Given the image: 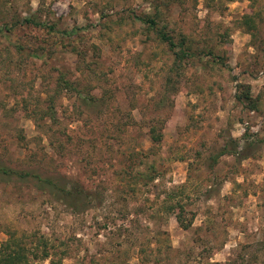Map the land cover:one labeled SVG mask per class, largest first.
Here are the masks:
<instances>
[{"label":"rangeland","instance_id":"374dc122","mask_svg":"<svg viewBox=\"0 0 264 264\" xmlns=\"http://www.w3.org/2000/svg\"><path fill=\"white\" fill-rule=\"evenodd\" d=\"M158 4L198 52L177 69L136 18ZM31 13L83 29L71 42L33 26L0 34V165L97 198L75 214L0 175V248L16 231L30 264H264V0H0V25ZM72 46L84 58L60 51ZM61 69L80 93L57 92ZM245 91L256 106L238 99ZM50 95L55 116L41 117L34 109ZM230 137L244 153L211 167ZM183 184L188 229L160 205ZM43 239L56 254L38 259Z\"/></svg>","mask_w":264,"mask_h":264},{"label":"trees","instance_id":"16d2710c","mask_svg":"<svg viewBox=\"0 0 264 264\" xmlns=\"http://www.w3.org/2000/svg\"><path fill=\"white\" fill-rule=\"evenodd\" d=\"M170 3H165L164 7H169ZM155 11L151 13H143L141 15H136V18L144 23L147 27L145 32L150 36L151 34L155 35V38L159 40L162 44H166L169 50L175 55V65L179 68L184 62V60L192 59L197 56L198 52L194 50L193 46L189 43L186 37L182 36L181 38H176L174 34L169 30L168 23H163L164 12L161 6L155 5ZM107 15L103 13L102 18H106ZM135 16V15H134ZM121 22L126 18L125 16H119ZM248 18V17H247ZM250 19H247V21ZM251 21V20H250ZM35 27L41 31H45L49 37H54L57 35L62 36L63 38L73 39L74 36H78L80 34L81 27H74L72 29H58L56 24H49L36 14L31 13L27 16L17 15L12 17L11 19L5 21L0 25V34L3 33H14L20 30H23L27 27ZM251 26H254L251 24ZM48 38V37H47ZM47 38L45 42L48 41ZM62 38V40H64ZM70 44L62 43L61 48H68ZM46 49L41 46L35 51L45 53L50 52V54H54L58 51L57 48ZM72 49H60V51H71L76 52L81 56V59L84 58V52L78 49L76 46H72ZM208 52L211 56H215L213 49H208ZM216 57V56H215ZM80 59V60H81ZM1 62V61H0ZM2 63V62H1ZM64 90L77 91L80 93V90L77 85L73 81L68 78V72H65L61 69L59 79H58V87L57 92L60 93ZM57 97V95H55ZM238 99L247 100L252 102V98L250 93L247 91L238 95ZM57 100V99H56ZM56 100L55 97L50 95L47 100L44 102V106L46 109L43 110L41 107L35 108V112L39 113L42 116L51 115L54 118L55 108H56ZM40 104V103H39ZM251 106H256L255 102L251 103ZM41 106V104H40ZM41 120L40 117H37ZM151 138L154 144L159 145L163 139V134L161 130H159L156 126L152 125L150 127ZM242 150L239 149L238 140L230 137L228 143H226L220 152L214 155L211 158V167H214L221 156L226 154H231L236 157H240ZM247 156V155H244ZM0 175L4 177L17 178L23 180L24 182L31 183L37 190L44 191L48 196L52 199L57 200L67 206L72 213H80L83 210L89 208L90 203L96 199L97 196L94 195L92 191L87 190L82 187L79 183L76 182H67L66 180L56 179L54 176H45L39 171H35L33 169H15L13 167H9L8 165H0ZM142 176H145L142 174ZM146 177V176H145ZM150 180L154 179V176H150ZM166 195L163 201L161 202V206L170 214H175L179 225L185 229H188L192 226V219H187L186 215H184V195L186 192V184L180 186H174L169 190H166ZM9 239L2 244L0 248V264H30V256L23 246L22 239H19V235L16 231H9ZM38 245L43 246V255L39 256L37 253H33L34 257L38 259H47L50 256L51 252H55V245L50 244L47 239H43L39 241ZM36 246L35 249H38L39 246ZM51 264H56V262H52Z\"/></svg>","mask_w":264,"mask_h":264}]
</instances>
